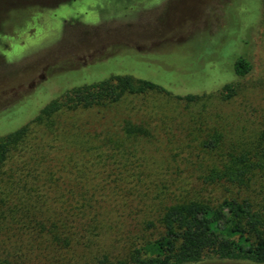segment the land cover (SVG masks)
<instances>
[{
	"label": "rangeland",
	"instance_id": "rangeland-1",
	"mask_svg": "<svg viewBox=\"0 0 264 264\" xmlns=\"http://www.w3.org/2000/svg\"><path fill=\"white\" fill-rule=\"evenodd\" d=\"M70 2L0 0V138L31 122L56 97L113 75L147 80L176 96L207 94L196 101L164 92L127 95L112 106L63 111L54 128L58 137L35 132L31 146L44 135L43 168L62 161L57 173L66 182L76 162L83 170L88 148H101L97 136L109 132L115 140L125 139L127 123L149 131L121 143V150L136 157V166L130 176H119L120 187H113L104 207L111 229L100 237L99 252L85 253L98 264L103 254L116 260L143 238H156V212L187 200L228 197L224 187L204 179L209 168L229 160L232 149L249 148L262 133L264 0ZM29 4L35 7L25 18L8 19ZM240 56L253 67L244 79L232 71ZM229 83L237 92L224 100L221 90ZM65 135L75 139L71 143ZM210 140L216 148L207 146ZM256 159L264 163L261 154ZM23 160L15 154L5 170L19 174ZM257 176L263 178L254 185L262 187L264 171ZM196 264L254 263L208 258Z\"/></svg>",
	"mask_w": 264,
	"mask_h": 264
},
{
	"label": "trees",
	"instance_id": "trees-1",
	"mask_svg": "<svg viewBox=\"0 0 264 264\" xmlns=\"http://www.w3.org/2000/svg\"><path fill=\"white\" fill-rule=\"evenodd\" d=\"M252 68L251 61L240 56L232 71L244 79ZM236 89L234 83L226 84L221 96L230 100ZM150 92L187 101L207 96H176L153 82L113 75L56 97L31 122L0 138V264H95L85 253H98L100 237L111 229V214L104 207L111 202L119 176H130L136 166V157L121 150V143L149 135L148 129L127 123L125 139L115 140L109 132L106 137L97 136L101 148H88L83 170L76 162L71 168L73 177L66 182L57 173V169L62 171L58 166L62 161H50L43 168L44 135L36 147L30 142L38 130L48 137L60 136L54 128L63 111L112 106L127 95ZM65 139L72 143L75 138L65 135ZM207 146L214 149L216 142L210 140ZM15 154L25 158L17 175L13 169L5 170ZM260 154L264 157V127L254 145L232 149L223 166L209 168L204 183L220 184L228 191L227 198L220 202L192 199L156 212L160 224L156 238H143L134 250L116 260L103 254L98 264H196L208 258L264 264V180L262 187L254 185L263 178L257 176L264 171V163L256 159Z\"/></svg>",
	"mask_w": 264,
	"mask_h": 264
},
{
	"label": "flooded vegetation",
	"instance_id": "flooded-vegetation-1",
	"mask_svg": "<svg viewBox=\"0 0 264 264\" xmlns=\"http://www.w3.org/2000/svg\"><path fill=\"white\" fill-rule=\"evenodd\" d=\"M71 1V0H70ZM79 0H72V2H77ZM70 2V3H72ZM33 5V6H32ZM37 5V4H36ZM26 5H24L25 7ZM30 7H35V4H29V7H25L22 11L23 12H19L15 17H9L8 19H11V20H15V21H18V20H21L22 18H25L26 15H28V8Z\"/></svg>",
	"mask_w": 264,
	"mask_h": 264
}]
</instances>
